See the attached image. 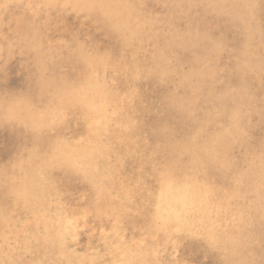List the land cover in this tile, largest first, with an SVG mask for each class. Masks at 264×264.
I'll list each match as a JSON object with an SVG mask.
<instances>
[{
  "label": "clouds",
  "instance_id": "9594fccd",
  "mask_svg": "<svg viewBox=\"0 0 264 264\" xmlns=\"http://www.w3.org/2000/svg\"><path fill=\"white\" fill-rule=\"evenodd\" d=\"M55 2L56 7L40 8L42 15L33 19L39 27L38 49L0 35V212L4 204L15 211L23 181L51 155L57 141L72 145L88 134L79 106H65L62 124L33 128L34 117L59 103L61 89L78 86L88 75L79 50L133 66L145 44L160 36L167 51L191 58L195 67L185 79L197 92L211 89L210 94L233 107L194 121L190 134L177 126L175 136L157 131L165 122L174 124L172 116L149 117L142 129L147 170L171 167L177 175L209 186L212 198L230 212L236 209L264 223V121L257 123L249 106L257 84L264 87V0ZM64 3L95 4L98 10L77 12ZM165 68L176 71L171 60ZM124 77L107 74L118 92L126 88ZM218 83L225 87L217 90ZM148 88L146 99L162 103V93ZM52 178L67 183L60 169L52 171ZM14 228L0 221V233ZM216 236L218 247L209 252L208 264H264V253L249 258L246 249L233 246L231 229H220ZM19 257L17 249L0 240V264H19ZM30 260L25 257L24 264Z\"/></svg>",
  "mask_w": 264,
  "mask_h": 264
},
{
  "label": "snow or ice",
  "instance_id": "6c2138e0",
  "mask_svg": "<svg viewBox=\"0 0 264 264\" xmlns=\"http://www.w3.org/2000/svg\"><path fill=\"white\" fill-rule=\"evenodd\" d=\"M55 0H48L46 4L34 5L28 3L26 7L33 9L35 18H39L42 7H56ZM64 8L71 7L77 12L92 13L97 11L95 4L64 3ZM31 38L28 34L21 35L18 40L28 46L38 49L37 40L39 27L32 24ZM79 54L87 65L89 73L84 81L78 86H65L59 92V103L50 107L33 118V128L39 131L44 127L62 124L65 118V106H79L85 112L88 134L80 140L69 145L67 141H57L52 153L44 161L40 170V178L45 187L47 182L44 175L54 168L70 167L83 176L84 180L91 184L99 194H103L108 182L114 180L117 173L116 166L111 163V156L115 151V142L120 144H135L132 134L136 129V122L131 118L125 120L122 116L124 99L131 100L135 89L124 93L115 90V79L109 80L107 74L114 76H132L139 79L141 69L129 66L122 62L110 63L107 58L95 56L85 49H80ZM103 68L101 74L100 68ZM134 74V75H133ZM119 101L114 103V101ZM119 129V132L116 131ZM163 134H171V130L164 128ZM125 157H118V162ZM106 161V163H102ZM160 186L159 201L156 204L154 220L157 228L171 236L170 227L175 224V231L179 232L186 228H197L195 222H189L188 217L194 209L201 212L198 232L204 234L210 248H217V236L214 230V222L210 220L212 207L210 197L212 192L205 186H199L189 177H181L176 171L168 166L154 169ZM51 192V189H48ZM127 191V190H125ZM55 214L46 211H32V216L23 222L12 220V215L0 212V221H7L15 226L14 231L0 233V240L5 241L9 248L19 251V264H24L25 257H31L30 264H168L159 259V249H153L152 254L157 259L145 258L141 255L140 244L136 248L127 245L116 244L109 246L108 250L100 255L90 256L87 253L78 255L71 246L70 240H75L76 219H67L63 215L62 205L58 197ZM24 202L25 209H31L30 201L25 194H17V203ZM219 213V209H217ZM12 214H15L14 212ZM212 223L213 227H207ZM37 227L33 230L32 225ZM43 226L42 228L40 226ZM123 252L121 256L119 253ZM78 256V258H77ZM111 256L113 258L109 259Z\"/></svg>",
  "mask_w": 264,
  "mask_h": 264
},
{
  "label": "bare ground",
  "instance_id": "6f19581e",
  "mask_svg": "<svg viewBox=\"0 0 264 264\" xmlns=\"http://www.w3.org/2000/svg\"><path fill=\"white\" fill-rule=\"evenodd\" d=\"M23 11L24 10H22V13ZM21 23L22 21L19 19L17 24H21ZM153 46H155L154 51H152L150 55L148 56V58L145 60H147V63L155 62V65H158L157 62L161 64L164 63L166 60L163 61L162 57H160L159 54L166 51L165 47L162 46L161 49H159V47H157L156 44ZM144 75H146V73H144ZM175 76L176 75H174V77ZM119 93H120V98H122L124 92H119ZM136 94H139L137 98L135 97L136 99L134 97H132L130 101L127 99H124L123 105H122L123 118L125 120L131 118L132 120L136 122V129H135V132L132 134V139L135 140L136 143L135 144H128V143L120 144L118 141H116V137L115 136L113 137V140L116 146H115V151L111 156V163L116 166L117 173L114 177V180L108 182L104 193L102 195L99 194L97 190L91 184H89L90 189L94 191L95 193L89 194L88 196H86L85 194H81L80 190L75 191L71 185L68 184L67 186V183L54 182L52 178V171L54 169H60L63 171L65 167H62V168L58 167V168H54V169L47 171L46 174L44 175V180L47 182V187H45L43 182L41 183L40 186H38L39 181L41 180L40 170L43 166V163H44L43 162L37 170L33 171L30 175L26 176L23 182L24 185L21 187L20 191L18 192L21 194H25L27 196L31 204V209H25L24 202L21 201V205L20 204L18 205L21 206L20 211H22L23 214L21 215L16 214L15 217L12 216L13 217L12 220L23 222L25 219L31 218L33 210L36 212L46 211L50 215L55 214L58 211L57 206H56L57 204L56 198L58 197L59 204L62 205L63 215L66 216L67 219H76V224H75L76 239L74 241L70 240V244L75 249V252L78 255H82L84 253H87L90 256H96L98 253L100 255H103V253L108 250L109 246H112L113 251H116L114 247L116 244H122V245L130 246L132 248H136L137 243L139 242L141 255L145 256V258L157 259V257L152 254L153 249H155V247L159 246V244L164 241L161 244L162 246H167L168 242L171 243L169 246L171 247L170 257L173 258V262L175 264H196L193 260H191L190 258L191 252L189 250H188V253L182 252L183 244H181V240H179L180 238H178V235H182L184 240L185 238H187L186 236L190 234L200 237L202 235V232H198L197 228L199 227V220H200L201 212L199 210L194 209L188 217V220L190 223L195 222L197 224V228H186L184 230L176 232L174 230L175 224H173L170 227L169 231H172L175 236L172 239L173 241L169 239L171 236H169L164 231H161L157 228L156 222L154 220L156 204L160 203L158 199L159 193H160V186L158 183L157 175L153 176L152 178V177H149L148 173H146L147 169H149L150 166L147 163V158H148L147 136L146 134L142 132V129L145 126V122L147 121L149 117L157 116L158 114H157V111H154V109L156 108L155 105H153L151 101L146 99L145 94L141 95L140 92H137ZM120 98H118L117 101H114V103H117ZM218 101L220 102V105ZM207 102H209L208 99L205 101L206 105L203 107V109H201L202 113L206 116V118H208L210 115H214L216 110L222 109V108L224 109V105L221 104L222 103L221 99L217 97L213 102L214 104L216 102L218 103V105L215 104L216 109H213L211 105ZM252 107L253 106H251V108ZM170 108L172 109L173 107H170ZM259 108H262V107H259ZM183 112L184 110L179 106V113L182 114ZM192 125L193 123L188 125V130L191 131ZM116 131L119 132V129H116ZM137 149L141 151V157H140L141 167L139 168H136ZM126 156L131 158V165L128 170L125 168V166H122L124 160H121L118 162V157H126ZM122 167L124 168L122 169ZM71 170L74 175H77L81 177L82 180H84L83 176L75 172L73 169ZM141 171L145 172L146 174L145 178L138 176L137 179H135L137 174L138 173L140 174ZM148 178H152L155 180L151 181ZM69 179H72V177ZM205 187L211 190L209 186L205 185ZM48 189H51V192H49ZM210 203L212 205V207L209 209L211 213L210 220L214 222V225H215L214 230L217 233L218 230L222 229V226L221 224H219L221 222H219L216 219V217L220 215L221 213H224L227 208L218 204L212 198V196L210 197ZM217 209H219V213H217ZM11 211H13L12 207L10 209V213ZM233 212H232L230 219H232L234 216L236 217L238 216L239 223L234 220L233 221L234 223L236 222L238 223V225H240L239 228L236 230V232L239 231L241 235L243 236V239H242L244 242L243 246H245L244 249H246L247 253L249 254V258H251L252 255L258 256V253L259 254L264 253V230H260L259 225H257L259 224V222H257L256 220L249 219L248 215H246V217L243 218L242 211L236 210V212L234 213ZM143 213H146L149 218L147 219L146 224H144V222L141 219V216H143L142 215ZM126 214H130V216H127ZM109 219H110V228L106 226V222ZM129 219L132 220V225L129 226L130 229L127 228L126 226ZM226 223L228 222L226 221ZM36 227L37 226L34 224L33 230H35ZM40 227L42 228L43 226L41 225ZM207 227H213V224L210 223L207 225ZM223 227L226 228L225 226ZM93 237L94 239H96V241H92ZM232 237H233L232 244L234 247L237 248L238 247L237 244L239 242L234 240L235 239L234 237H236V234L235 236H232ZM247 238L249 239L247 240ZM237 240L240 241V239H237ZM196 245L198 244L196 243ZM204 253L207 254L206 252ZM119 254L121 256L124 255L122 251ZM108 258L111 259L113 257L109 256ZM158 258L164 261H167V259H165L163 254L160 252H159Z\"/></svg>",
  "mask_w": 264,
  "mask_h": 264
},
{
  "label": "rangeland",
  "instance_id": "374dc122",
  "mask_svg": "<svg viewBox=\"0 0 264 264\" xmlns=\"http://www.w3.org/2000/svg\"><path fill=\"white\" fill-rule=\"evenodd\" d=\"M5 1H7V2H5ZM34 2H35V0H0V35L5 37L7 40H13V39H18V37L21 35L29 34L31 31L30 27H32L33 19H35V17L33 16V9L31 10L30 8L26 7V5L28 3H34ZM7 9H8V11H7ZM22 10H24L23 13H22ZM29 12H31V13H29ZM24 13H25V15H24ZM19 19L22 21L21 24H17ZM25 21H26V23H25ZM26 28H27V30H26ZM9 34H10V36H9ZM155 44L157 45V47H159V49H161L162 46L164 47L163 40L161 39L160 36H156V37L150 39L149 42H147L145 44L144 48L142 49V51L138 55L136 61L134 62L135 67H139L142 70L141 75H140L139 79H133L131 76H125L124 79L126 78L125 79L126 88L122 92H124V93H127V91L130 92L131 89L133 88L136 91L134 93L133 97L137 98V96L139 95V94H136L137 92H140L141 95L142 94L146 95V93L149 91L148 86L151 85V91L152 92L162 93V95H161L162 103L156 104L155 105L156 108L154 109V111H157V114H158L156 116L157 119H161L164 116L169 115V113H170V116H172L175 119L174 125L173 124L168 125L167 122H165V126H163L162 128H159L157 131H159L161 134H163L160 130H162L164 128H168L172 131L171 135L175 136L177 134V126H179V131L181 133L190 134L191 131L188 130L189 124H192L194 121H197L200 119H206V116L201 111V109H203V107L206 105L205 101L208 99L209 102H207V103H209L213 109H216L215 104L218 105V103H219V105H220V102L218 101V103L217 102L215 104L213 103L214 100L216 99V96L214 94H210V93H212L211 89L206 88L203 91L197 92L186 81L185 78L191 75L192 70L195 67V65L192 63L191 58L190 57L185 58L183 53L174 54V53L166 50L165 52H162L161 54H159L160 57H162L163 61L164 60H166V61L171 60L173 62V64L176 65V71H174V72L166 70V68H165L166 61L162 64L157 62L158 65H155V62L147 63V60H145V59H147L148 56L150 55V53L152 51H154L155 46H153V45H155ZM175 59H177V60H175ZM134 65H133V67H134ZM156 67H157V69H156ZM144 73H146V75H144ZM155 73H157V74H155ZM160 75H162V76H160ZM174 75H176V76L174 77ZM167 79H168V81H167ZM177 79H179V80H177ZM223 87H225V86L222 84H219V83L217 84V90L222 89ZM263 98H264V87L257 84L256 88L253 90V99L249 102L250 108H251V106H253L252 107L253 109L251 108V110H252V113H253L257 123L264 121V110H263L264 109V106H263L264 105V99ZM221 102H222L221 104L224 105V109H226L227 111H230L231 108L233 107L230 104V102H228V101L221 100ZM190 105L192 107H190ZM179 106L184 110V112L182 114L179 113ZM170 107H173V108L171 109ZM259 107H262V108H259ZM166 111H168V112H166ZM194 117H195V119H194ZM164 135H168V134H164ZM140 157H141V151H139L137 149V156H136L137 166H136V168L141 167ZM123 160L124 161H123L122 166H125V168L128 170L130 165H131V158L126 156ZM123 168L124 167H122V169ZM154 169L155 168L152 167L150 171L147 170L146 173L149 174V177L153 178V176L156 175V172L154 171ZM64 171H65V173H64L65 176L66 175L68 176V177L66 176L67 186H68V184L71 185L75 191L80 190L81 194H85L86 196H88L89 194L95 193L94 191H92L90 189L89 183L82 180L81 177L74 175L70 168L64 169L63 172ZM70 172H71V174H70ZM135 175H136V173H135ZM145 175H146L145 172L141 171L140 174L139 173L137 174L135 179H137L138 176L145 178ZM73 176L79 177V181H74L73 179H69ZM152 178H148V179H150L151 181L155 180ZM53 181L54 182H60V181H55V180H53ZM41 183H42V181L40 180L38 186H40ZM77 183H79L82 186L76 187ZM23 185L24 184L22 183V186ZM19 204L21 205V202ZM20 205H17L15 208V211H11V213H10V209L12 206H10L9 204H4L3 205L4 213H6V216L11 214L13 217H15L16 214L21 215V214H23V212L20 211V209H21ZM234 210H232L230 213V211L228 212V210L226 209V211L224 212L225 214L221 213L220 214L221 217H220V215H218L219 217L217 216L216 219L219 222H221L219 224H221L222 229H231L232 236H235V234H236V237H234L235 238L234 240L239 242L237 244L238 245L237 248H245V246H243L244 245V242L242 240L243 236L241 235V233L239 231L236 232V230L240 226V225H238V223H239L238 222V220H239L238 216L237 217L234 216L232 219H230L232 212ZM13 212L15 214H12ZM234 212H236V210ZM126 215L130 216V214H126ZM142 215L143 216H141V219L144 222V224H146L147 219H149L148 215L146 213H143ZM246 215L247 214L243 212L242 217L245 218ZM228 216H230V217H228ZM145 217H147V218H145ZM130 219L128 220V223L126 225L127 228H129V226L132 225V220H130ZM228 219H230L231 222ZM220 220H222L223 222ZM225 220L228 223H226ZM233 220L238 222V223H236V222L234 223ZM232 222H233V224H232ZM257 222H259V221H257ZM257 225H259L260 230H264V223L259 222V224H257ZM106 226H108V228H110V219L106 222ZM223 226H225L226 228H224ZM33 227H34V224L32 225V228ZM170 232H171V237L170 238L168 237V238L170 240H172L175 236H174L172 231H170ZM186 237L187 238H185V240H184L182 235H178V238H180L179 240H181V244H183V248H184V249L182 248V252L188 253V250H189L191 252L190 258L196 264H208L209 252L212 250V248L211 249L208 248L209 245L207 243V240L204 237V234L202 233V235L200 237H197V236H194L191 234L187 235ZM92 239H93L92 241H96V239H94V237ZM237 239H240V241ZM248 239L249 238H247V240ZM190 241H192V242H190ZM163 242H161L159 244V246L155 247V249L160 250V253H162L163 256L165 257V259H167L168 264H170V263L175 264L173 262V258L170 257L171 247H169V246L171 243L168 242L167 246H162L161 244ZM196 243L198 245H196ZM187 244H189V245H187ZM196 249H198V250H196ZM165 251H166V253H165ZM204 252H206L207 254H205ZM168 254H169V256H168ZM260 255L261 254L258 253V257Z\"/></svg>",
  "mask_w": 264,
  "mask_h": 264
}]
</instances>
